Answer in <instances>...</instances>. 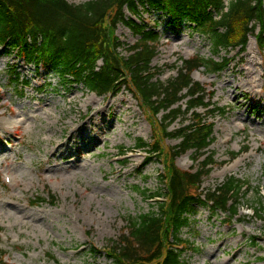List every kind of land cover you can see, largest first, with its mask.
<instances>
[{
	"label": "rangeland",
	"instance_id": "rangeland-1",
	"mask_svg": "<svg viewBox=\"0 0 264 264\" xmlns=\"http://www.w3.org/2000/svg\"><path fill=\"white\" fill-rule=\"evenodd\" d=\"M138 22L160 34L151 67L161 83L177 75L180 60L212 57L208 37L188 24L174 30L154 12H142ZM113 38L124 44L118 50L124 56L138 40L123 25ZM213 58L228 59L222 73L199 69L192 75L206 90V103L224 110L208 118L214 143L207 154L214 164L200 190L213 191L230 177L244 190L234 219L203 207L192 210L180 234L182 257L189 264H264V214L257 212L258 201L264 206V49L251 35L244 50ZM11 69L27 88L11 84ZM197 113L209 114L202 108ZM152 116L124 87L117 95L97 96L0 48V264H113L105 250L125 232L127 220L155 210V201L142 192L162 189L163 166L155 161L143 168L146 154L138 142L155 138L166 160L179 144L162 137V113ZM185 120L190 116L167 131ZM193 157L188 151L174 165L191 170L197 166Z\"/></svg>",
	"mask_w": 264,
	"mask_h": 264
},
{
	"label": "trees",
	"instance_id": "trees-1",
	"mask_svg": "<svg viewBox=\"0 0 264 264\" xmlns=\"http://www.w3.org/2000/svg\"><path fill=\"white\" fill-rule=\"evenodd\" d=\"M142 12L165 15L174 30L190 25L208 37L212 57L182 60L176 77L159 82L151 63L160 34L138 22ZM118 25L138 37L136 44L126 47V56L118 52L124 44L113 38ZM256 29L255 39L263 49L264 0H230L227 6L224 0H90L78 5L67 0H0L1 49L16 52L27 65L51 71L60 81L82 85L97 96L115 95L127 88L152 117L162 113V137L179 140L167 160L156 139L154 144L138 142V149L148 156L145 165L154 160L162 164V189L142 192L159 201L154 200L155 210L129 218L125 232L111 241L106 254L113 264H189L182 257L186 248L180 234L190 225L192 210L203 207L212 214H228L230 219L238 215L244 190L239 180L230 177L213 191L200 190L214 164L213 155L207 154L214 142V124L208 117L224 110L208 109L211 105L205 103L204 90L190 74L199 68L211 74L224 71L228 59L215 61L213 57L237 48L244 50ZM20 78V73L11 69V84L27 88L29 83L20 82ZM200 108L209 113L205 118L197 113ZM188 115V124L184 125L185 120L180 128L167 131ZM188 151L194 154L196 169L181 171L175 167V159ZM257 204V212L264 214L263 204ZM48 258L54 260L50 254Z\"/></svg>",
	"mask_w": 264,
	"mask_h": 264
},
{
	"label": "bare ground",
	"instance_id": "bare-ground-1",
	"mask_svg": "<svg viewBox=\"0 0 264 264\" xmlns=\"http://www.w3.org/2000/svg\"><path fill=\"white\" fill-rule=\"evenodd\" d=\"M247 65L249 66L250 64L248 63ZM253 66H256V64H254V62H253ZM255 83H256V80L252 78V83H250V85H251V86H254ZM98 112H99V111L95 112V114H97ZM22 120H23V119H22ZM23 121H25V120H23ZM21 122H22V121H21ZM6 124H9V123L6 122ZM20 124H21V123H20ZM86 136H88V135L86 134ZM86 136H82V137H80L79 139L82 140V139L86 138ZM3 167L5 168V170L10 171V166H9L8 164L3 165Z\"/></svg>",
	"mask_w": 264,
	"mask_h": 264
}]
</instances>
